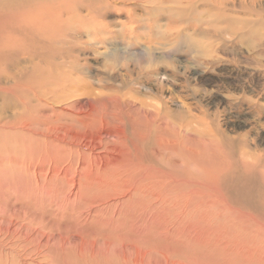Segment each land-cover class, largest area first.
Here are the masks:
<instances>
[{
    "label": "rangeland",
    "instance_id": "374dc122",
    "mask_svg": "<svg viewBox=\"0 0 264 264\" xmlns=\"http://www.w3.org/2000/svg\"><path fill=\"white\" fill-rule=\"evenodd\" d=\"M242 1L53 0L52 29H0V264H264V0Z\"/></svg>",
    "mask_w": 264,
    "mask_h": 264
},
{
    "label": "bare ground",
    "instance_id": "6f19581e",
    "mask_svg": "<svg viewBox=\"0 0 264 264\" xmlns=\"http://www.w3.org/2000/svg\"><path fill=\"white\" fill-rule=\"evenodd\" d=\"M50 1H53V0H49V2H48V0H0V29H1V31H5V36H12L11 38H13V45H15V46H17L18 44H19V39L20 40H22V38H25V37H23L22 35H26L27 33H24V34H22V32L25 30V25H24V23L22 22L23 20H24V17H26L27 19H29L28 17H32L33 16V14H36L37 16H38V19H39V21H42V20H45V21H43V22H47V21H49V22H47V23H43L44 25H46V29H52L53 27H52V24L54 23L55 24V22L53 21V12H54V10H55V8H56V6H55V3H53V2H50ZM92 1H95V2H97L98 0H92ZM197 1V0H196ZM199 1V0H198ZM244 1V0H243ZM243 1L241 2L242 4H243ZM33 2V3H32ZM245 2V1H244ZM246 3V2H245ZM254 3V1L252 2V4ZM50 4H52V5H50ZM188 4V3H187ZM192 4V3H191ZM206 4V3H205ZM208 5V4H207ZM244 5V4H243ZM245 5H247V4H245ZM254 5V4H253ZM253 5H251L250 3H249V6H251L252 8H254L253 7ZM256 5V4H255ZM53 6V8H52V12H51V14H49V15H47V11H49L51 8L50 7H52ZM196 6V5H195ZM204 7H205V5H204ZM207 7V6H206ZM209 7V6H208ZM207 7V8H208ZM233 8V10H235L234 8H235V5L234 6H232ZM210 8H212V6L210 7ZM239 8V7H238ZM243 8H245V7H243ZM242 8V9H243ZM261 8H262V6H261ZM260 7L258 8V10L260 9V10H262ZM231 8H229V7H227V8H224L223 10L225 11V10H227V11H231L230 10ZM209 10V9H208ZM218 10H220L219 8H218ZM248 10H251V9H249V7H248ZM4 12L5 13H7V15H3L4 14ZM220 12V11H219ZM260 13H263V12H260ZM259 13V11L255 14V15H257V14H260ZM44 15H47V16H44ZM263 15V14H262ZM221 16H223V14L222 15H218V18L219 17H221ZM211 17V16H210ZM264 18V15L263 16H260V15H258V17H257V21L256 22H254V23H252V22H250V24H251V27L249 26V28H252V27H254L255 25H258L259 27H261L262 29L264 28V20H262ZM46 19H47V21H46ZM29 21H31L30 19H29ZM214 21V20H213ZM218 21V23H222V22H224V23H228V24H230L229 22H226L225 21V19L224 20H221V18L219 19V20H217ZM25 22V21H24ZM203 22V21H202ZM39 24V23H38ZM39 25H41V24H39ZM26 27H27V25H26ZM200 27V26H199ZM28 28H31V26H29ZM37 31H38V33H40L39 31H42L40 34L42 35V33H43V31H44V29L43 30H41L39 27H37ZM196 29H198L197 28V26H196ZM233 29H231V33H233V31H232ZM26 32H27V30H25ZM24 31V32H25ZM50 31V30H49ZM30 32V31H29ZM31 32L34 34V31H32L31 30ZM2 34V33H1ZM36 36L38 35V34H35ZM27 36H29V34L27 35ZM1 37V36H0ZM2 37H3V34H2ZM19 37V38H18ZM34 37V36H33ZM3 39V41H4V38H2ZM32 39V38H31ZM169 39V38H168ZM32 41H33V39H32ZM36 42V41H35ZM51 42V41H50ZM41 43V42H40ZM48 43V42H47ZM259 43L261 44L258 48H261V50H260V53L261 54H264V37H260L259 38ZM2 44V43H1ZM54 44V43H53ZM52 44V45H53ZM3 45V44H2ZM1 45V46H2ZM48 45H50V44H48ZM47 45V46H48ZM249 46H252V47H255V44H251V43H249L248 44ZM1 46H0V50L2 49L1 48ZM51 46V45H50ZM49 46V47H50ZM52 47V46H51ZM39 49H41V48H39ZM52 50V49H51ZM4 51V50H3ZM2 51V52H3ZM53 51V50H52ZM12 52V51H11ZM11 52L9 53V54H7V56H6V61H7V64H9L10 62H9V59H11L12 60V62H14V63H17L18 62V59L17 58H15V57H13V56H11L12 54H11ZM32 52V51H31ZM47 52H49L48 54H51L50 53V51H49V48H47ZM13 53V52H12ZM30 53V52H29ZM34 52H32V54H33ZM15 54V53H14ZM26 54H24V56H25ZM31 55V54H30ZM53 55V54H52ZM52 55H50V56H52ZM34 57H35V55H33ZM32 55H31V57L32 58H34ZM39 56V55H38ZM19 57V56H18ZM26 57V56H25ZM28 59L30 58V57H27ZM26 58V59H27ZM31 58V59H32ZM35 58H38V57H35ZM47 58H48V56H47ZM27 59V60H28ZM31 59H29L30 61H31ZM50 59V58H49ZM48 59V60H49ZM25 60V59H24ZM28 60V61H29ZM3 61H5V60H3ZM29 61V62H30ZM32 61H33V59H32ZM214 61V60H213ZM25 62V61H24ZM4 63V62H3ZM21 63V62H20ZM11 64V63H10ZM31 64V63H30ZM1 67V66H0ZM4 67H6V66H4ZM3 67V68H4ZM19 67V66H18ZM15 68V67H14ZM17 68V67H16ZM11 69V68H10ZM12 76H15L14 74L12 75ZM64 76L66 77L67 75H65L64 74ZM185 76V75H184ZM68 77V76H67ZM8 92V91H7ZM11 94V93H10ZM146 119V118H145ZM188 119V118H187ZM154 120V119H153ZM152 122H154V121H152ZM199 122V121H198ZM193 124V123H192ZM100 125V124H99ZM103 125V124H102ZM101 125V126H102ZM54 126H56V125H54ZM92 126V125H91ZM57 127L59 128V126L57 125ZM83 127H85V126H83ZM100 127V126H99ZM64 128H66L67 129V127H64ZM70 128H72V127H70ZM74 128V127H73ZM50 129H52V128H50ZM61 129V128H60ZM59 129V130H60ZM63 130V129H62ZM61 130V131H62ZM74 130V129H73ZM58 131V130H57ZM69 131V130H68ZM97 131V130H96ZM82 132V131H81ZM153 132V131H152ZM67 133V132H66ZM121 134H124V133H122V131H121ZM194 134V133H193ZM201 134V133H200ZM110 135V134H109ZM241 135V134H240ZM72 136V135H71ZM64 137V136H63ZM136 137V136H135ZM152 138V137H151ZM72 139V138H71ZM212 139V138H211ZM223 139V138H222ZM227 139V138H226ZM155 141V140H154ZM241 141V140H240ZM233 142V141H232ZM157 144V143H156ZM144 145V144H143ZM147 145V144H146ZM242 145V144H241ZM159 146V145H158ZM157 146V147H158ZM136 148V147H135ZM143 148H144V146H143ZM153 148V147H152ZM160 148V147H159ZM163 148V146H161V148L160 149H162ZM238 148V147H237ZM155 149V148H154ZM159 149V150H160ZM156 150V149H155ZM233 150V149H232ZM232 152V151H231ZM79 151H77V155H75L74 154V152L73 153H71V154H74L75 155V158L77 157V156H79ZM236 153V152H235ZM153 153H151V155H152ZM243 155H244V153H243ZM71 156V155H70ZM69 156V158H71ZM83 156V155H82ZM83 158V157H82ZM81 158V159H82ZM71 160V159H70ZM83 160V159H82ZM239 160V159H238ZM84 161V160H83ZM41 162V161H40ZM43 162H44V160H43ZM67 162H69V161H67ZM190 163V162H189ZM193 163V162H192ZM45 164V163H44ZM83 164H84V162H83ZM194 164V163H193ZM196 164V163H195ZM70 165H72V164H70ZM73 166V165H72ZM195 166V165H194ZM187 167H189V166H187ZM70 168V167H69ZM68 168V169H69ZM72 168V167H71ZM75 168H77V166L75 167ZM70 170V169H69ZM73 170H74V168H73ZM75 170H77V169H75ZM79 170V169H78ZM77 170V171H78ZM66 172V171H65ZM68 173V172H67ZM70 173V172H69ZM192 173V172H191ZM195 173H196V171H195ZM35 244V243H34ZM33 245V244H32ZM38 246V245H37ZM25 249V248H24ZM29 250V249H28ZM19 251H21V250H19ZM50 264V263H49Z\"/></svg>",
    "mask_w": 264,
    "mask_h": 264
}]
</instances>
